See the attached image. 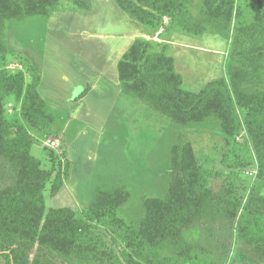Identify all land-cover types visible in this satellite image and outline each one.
I'll return each mask as SVG.
<instances>
[{"label":"rangeland","instance_id":"rangeland-1","mask_svg":"<svg viewBox=\"0 0 264 264\" xmlns=\"http://www.w3.org/2000/svg\"><path fill=\"white\" fill-rule=\"evenodd\" d=\"M231 1L234 4L231 18L219 11L222 9L219 3L226 5L229 0H178L162 8L155 18L140 20L122 9L116 0H89L88 8L62 0L48 16L9 20L3 25L0 36L6 49L0 51V127L13 130L15 146L39 159L40 167L51 172L42 190L46 211L64 208L61 221L66 225L88 227V231L83 227L78 231L60 230L55 244L49 241L52 247L69 252L65 256L64 251L62 254L58 251L52 257L56 264H79L80 258L88 264H264V259L253 254L251 244L247 240L243 243L239 236L245 220L253 228L264 221V142L260 148L253 142L246 122L247 109L236 101L228 73L235 70L233 66L253 72L254 76L242 85L246 89L264 90V28L257 29L251 23V30H256L249 31V35L239 30L246 22L264 23V0ZM239 7L243 11L236 15ZM225 17L231 21L228 29L216 27H223ZM140 38L151 41L154 51L173 58L184 90L198 92L219 81L212 87L226 97L232 120L226 119L223 112H210L180 124L145 100L125 96L134 102L119 99L100 141L91 143L85 136L77 145L94 147H74L75 159L79 160L81 153H89L93 161L82 180L77 185L71 183L64 147L57 148L59 144L49 141L59 138L51 126L61 122V116L68 117L66 95L57 94L52 70L55 65L68 64L76 73L81 62L87 61L89 50L107 51L108 44L115 47L114 58L119 64ZM84 52L86 55L81 58L79 53ZM89 54L99 68L106 64L102 53ZM193 54L202 56L205 63L199 66L190 63L187 57ZM69 74L72 73L66 72ZM39 76L40 81L36 82ZM82 89L76 88L75 94ZM37 97L43 99L45 106L36 102ZM71 98L72 94L68 100ZM215 103L213 99L211 106ZM45 110L56 121L48 124L51 118ZM18 126L28 131L30 138L22 137ZM187 145L190 148L183 168L190 180L178 183L181 189L178 196L189 188H207L229 203L228 212L219 220L209 247L204 227L194 225L183 228L187 242L183 247L161 248L144 241L146 224L150 222L147 207L151 208L148 216L157 209L153 200L146 199L167 198L173 187L172 150L174 155L182 156ZM122 185L131 192L125 202L113 209L100 202L91 207L96 189ZM92 186L95 187L90 195L88 190ZM168 209L171 212L160 208L158 213L154 212L161 223L176 220L175 226L179 228L188 221L183 219L186 213L183 209L174 206ZM257 209L263 212H255ZM145 218L147 221L143 223ZM161 226L158 224L157 228L160 230ZM40 236L38 233L37 238ZM37 248L38 240L31 259ZM20 257L14 252L16 261ZM0 264H8L2 256Z\"/></svg>","mask_w":264,"mask_h":264},{"label":"trees","instance_id":"trees-1","mask_svg":"<svg viewBox=\"0 0 264 264\" xmlns=\"http://www.w3.org/2000/svg\"><path fill=\"white\" fill-rule=\"evenodd\" d=\"M61 1L0 0V35L6 21L24 20L37 15L48 16ZM70 1L83 8L89 7V0ZM177 1L116 0L122 9L140 20H144L145 17L147 20L155 18L162 8H167L170 3ZM219 6H222L219 11L226 12L231 18V13L234 10L233 2L229 0L226 5L219 3ZM242 11L239 7L235 14L240 15ZM228 18L225 17L223 27L218 25L216 27L228 29L231 23ZM251 23L257 29L263 30L264 28L263 22L258 23L255 20L254 22L243 23L239 30L245 31L249 35V31L256 30L255 28L251 30ZM5 49L0 36V51ZM233 68L235 70L230 69L228 72L231 89L236 101L247 109V126L253 142L257 148H260V144L264 142V90L246 89L242 84L254 76L253 72L240 70L235 66ZM257 68L256 66L255 69ZM119 74L127 94L139 100H145L153 109L162 112L176 123H189L210 112H219L220 114L223 112L226 119L232 120L231 109L227 104L226 97L221 93V90L212 87L217 85L219 81L208 84L198 92L184 90L181 87L182 78L175 70L173 58L164 55L162 52L154 51L153 43L147 39H137L128 52L123 55L119 63ZM40 78L41 76L37 78L36 82H39ZM20 84H22V77ZM19 90L21 89L19 88ZM213 99L216 103L211 106ZM36 102L40 106H45L43 99L37 97ZM44 112L51 118L48 123L51 124L55 120V116L52 113H47L46 110ZM18 130L22 132V137L30 138V134L22 126H18ZM13 132V130L7 129V126L0 127V256L8 264H21L23 261L30 264H56L52 257L57 255L58 251L62 254L61 252L65 249L58 250L56 246L52 247L51 243L55 244V237H60V230L78 231L82 230V227L83 230L88 227L85 224L83 226L74 225L70 222L69 225H66L65 222L61 221V213L64 208L52 207L48 212L46 211L42 190L50 179L51 172L40 167L39 159L15 146L16 135ZM189 148L190 145L184 148L182 156L174 155L173 148L171 171L173 187L170 189L167 198L146 199L156 203L157 209L153 210L155 213H158V208L165 210V212H171L168 208L172 206L186 211L183 219L188 221L177 228L175 226L176 220L170 224L167 221L161 223L162 221L157 219L154 212L148 216L151 208L147 207L146 217L150 219V222L146 224L143 235L144 241L161 248L183 247L187 243L183 238V228L194 225L204 227L203 233L209 242L207 245L209 247L210 237L218 227L219 220L228 212L226 207L229 203L208 191L207 188L184 189L186 193L183 196H178V192L181 191L178 189V183L190 180L183 168ZM59 164L61 165V162ZM68 168H70V164L67 166ZM56 191L57 189L54 193ZM130 196V190L124 185L107 190L98 188L95 190L90 205L92 207L98 202L100 204L106 203V206L113 209L125 202ZM262 201H264V197H262ZM255 212L262 213L263 211L257 209ZM178 216L177 214L176 217ZM147 218L142 222L146 223ZM230 218L233 222L234 215ZM243 223L239 231L241 240L243 243L247 240L251 244L253 254L259 259H264V221H260L259 225L254 228L253 225L249 226L246 220ZM158 224H162L160 230L157 228ZM38 233L41 234L39 239L37 238ZM37 240L38 248L31 259V253L34 251ZM14 252L21 255L18 261L14 259ZM64 254L68 256L69 252L64 251ZM82 260L80 258L78 263L88 264Z\"/></svg>","mask_w":264,"mask_h":264},{"label":"crops","instance_id":"crops-1","mask_svg":"<svg viewBox=\"0 0 264 264\" xmlns=\"http://www.w3.org/2000/svg\"><path fill=\"white\" fill-rule=\"evenodd\" d=\"M121 39L122 37H120V40ZM122 40L124 41V38ZM108 48L107 51H103L105 53L99 52L95 48L89 50L87 56H85V52L83 54L79 53L81 58H84L81 55L85 56V58L87 57V61L84 63L81 62V67L76 73L72 72L71 66L68 67V64L62 67L55 65L56 67L52 70L54 81L57 83V94H59L60 97L64 94L66 95L65 100L66 103H68V105H66L68 108V117L61 116V122L58 121L51 126L53 132H55L59 138L55 140L49 139V141H51L52 144L53 142L59 144L57 148L64 147L65 158L69 159V172L72 174L71 183L75 182L76 185L79 180H82L81 177L86 175L87 169H91L93 155L81 153L79 160L77 157L75 159L74 147H94L88 144L78 146L77 143L82 137L86 136L91 143L97 144L102 138L103 129L106 127L109 116L113 112L119 99L124 98V102H134L130 99H126L129 94L126 93L125 89H123L122 82L119 81L121 79H119L118 59L116 57L114 58L115 47L111 46L110 48L108 44ZM90 52H95L97 55L102 53V56H104L103 60H105L106 64L102 68H99L94 61L92 62L90 60ZM187 58L190 63H194L196 66L205 63V59L202 58V56L199 57L195 54L188 55ZM88 62L90 63L87 64ZM62 71H64L63 75L60 74ZM66 72H71V76L70 74L66 75ZM60 77L63 79H60ZM78 87H82L83 89L76 95L75 89ZM70 94H72V98L68 100ZM75 97H77V99H74ZM128 98H131V96ZM133 98L134 97H132V99ZM146 108L149 109L147 105ZM155 112L157 114V111ZM161 140L163 142V139ZM51 143H49V145H51ZM162 146L164 147V144H162ZM72 153H74V155ZM95 186H92V188L88 190V194L91 195Z\"/></svg>","mask_w":264,"mask_h":264},{"label":"built area","instance_id":"built-area-1","mask_svg":"<svg viewBox=\"0 0 264 264\" xmlns=\"http://www.w3.org/2000/svg\"><path fill=\"white\" fill-rule=\"evenodd\" d=\"M53 144H56V142H53Z\"/></svg>","mask_w":264,"mask_h":264}]
</instances>
